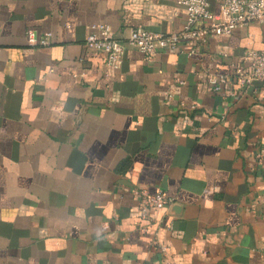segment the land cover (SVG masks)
I'll use <instances>...</instances> for the list:
<instances>
[{
	"label": "crops",
	"instance_id": "1",
	"mask_svg": "<svg viewBox=\"0 0 264 264\" xmlns=\"http://www.w3.org/2000/svg\"><path fill=\"white\" fill-rule=\"evenodd\" d=\"M185 19L180 0H0V264H264V83L206 82L264 23L120 67L85 45L97 23L122 39ZM136 186L174 202L143 219Z\"/></svg>",
	"mask_w": 264,
	"mask_h": 264
},
{
	"label": "built area",
	"instance_id": "2",
	"mask_svg": "<svg viewBox=\"0 0 264 264\" xmlns=\"http://www.w3.org/2000/svg\"><path fill=\"white\" fill-rule=\"evenodd\" d=\"M211 1L180 0L186 11V19L179 31L154 32L138 25L125 38L120 39L112 34L110 25L97 23L90 27L85 45L103 52L109 66L120 67L129 47L149 56L160 50L175 53L183 42L198 40L204 44L213 35H228L255 21L264 23V0H219L216 10L212 9ZM26 37L31 46L48 45L51 42L50 32L39 35L35 28L27 29ZM218 55L227 57L222 51ZM231 64L233 73L230 75L217 72L208 74L206 82L214 92H222L225 83L235 82L240 92L248 90L256 81L264 83V47L244 51L241 62L232 61ZM258 157L261 159L262 155L259 154ZM133 195L137 201V211L143 219H150V209H164L174 202V197L161 188L151 192L146 187L136 186L133 188ZM139 228L142 232L151 230L148 225ZM152 243L159 246L162 253L169 252V247L160 242L158 229L154 232Z\"/></svg>",
	"mask_w": 264,
	"mask_h": 264
}]
</instances>
